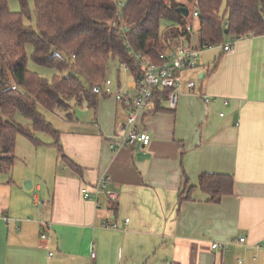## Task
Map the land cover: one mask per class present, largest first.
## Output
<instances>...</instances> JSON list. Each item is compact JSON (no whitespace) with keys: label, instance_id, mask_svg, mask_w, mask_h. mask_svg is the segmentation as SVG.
<instances>
[{"label":"crops","instance_id":"1","mask_svg":"<svg viewBox=\"0 0 264 264\" xmlns=\"http://www.w3.org/2000/svg\"><path fill=\"white\" fill-rule=\"evenodd\" d=\"M179 92L176 110L162 102L140 116L148 146L110 148L126 110L102 93L96 108H87L92 119L60 131L65 156L82 171L60 160L62 169L43 183L24 175L30 194L18 186L19 173L9 181L0 174V215L12 220L0 222V264H264V251L252 248L264 241V35L237 40L230 53L203 50L196 66L182 71ZM202 174L229 176L232 192L210 202L199 187ZM103 175L117 200L93 195ZM241 237L243 246L211 248Z\"/></svg>","mask_w":264,"mask_h":264},{"label":"trees","instance_id":"2","mask_svg":"<svg viewBox=\"0 0 264 264\" xmlns=\"http://www.w3.org/2000/svg\"><path fill=\"white\" fill-rule=\"evenodd\" d=\"M18 1L20 11L15 13L9 9V0H0V174L10 172L14 165L17 135L34 146L56 149L64 164L82 171L65 156L61 132L38 106L62 112L69 121H75L73 105L95 109L100 97L97 85L106 81L109 61L125 64L133 77L141 74L135 54L147 57L155 66L162 65L161 56L180 37L187 36L186 26L194 9L202 47H218L227 37L237 40L264 35V0ZM183 8L189 12L187 18L180 11ZM31 15L36 20L35 32L24 22ZM29 44L36 64L59 73L74 69L86 78L88 86L74 74L55 75L48 81L29 71ZM167 93L155 91L153 112L161 109ZM18 118L28 124L19 123ZM199 187L210 202L217 203L232 192V180L202 174Z\"/></svg>","mask_w":264,"mask_h":264},{"label":"built area","instance_id":"3","mask_svg":"<svg viewBox=\"0 0 264 264\" xmlns=\"http://www.w3.org/2000/svg\"><path fill=\"white\" fill-rule=\"evenodd\" d=\"M198 14L194 9L186 26L187 36L180 37L177 42L172 44V48L161 58L164 63L160 66H155L147 57L140 54H135L136 63L141 69V74L133 77L129 74L128 67L122 64L121 70L132 78V83L125 89L121 84L117 87L115 92L110 89L111 82L106 80L104 84L103 94L114 96L118 102L125 106L126 116L125 121L121 124L115 135V141L111 143L110 148L117 150L131 144L140 143L142 146H148L150 143V136L140 129L138 122L141 115H146L155 110L154 96L156 90H167L166 99L163 101L164 106L169 111L176 110L179 103V87L181 83V73L188 68H194L197 59L203 50L212 48L202 47L198 42ZM252 36V35H249ZM243 37L238 38L237 40ZM230 39L228 42L221 43L218 47L221 48L223 53H230L233 51V44L237 41ZM187 88L190 93L195 94L196 83L193 81L187 82ZM199 97H203L198 95ZM205 103H209L210 99L203 97ZM226 105L228 102L223 101ZM220 116H223L221 114ZM111 178L108 175L101 176L92 193L97 198L99 195H104L109 200H117L118 194L109 189ZM84 197L90 198V192L83 190ZM12 220L8 216L0 215V222L3 224H10ZM128 220H125V224ZM102 229L116 230L118 225L116 223H102ZM46 228L51 229V224H46ZM47 233L41 235L42 240L49 238ZM243 246L245 238L241 237L232 243H213L211 248L213 250L227 251L230 245ZM255 250L264 251V241L261 244L252 246ZM95 257V249L92 247L91 258ZM244 259H237V264H243ZM166 264H171L167 262Z\"/></svg>","mask_w":264,"mask_h":264},{"label":"rangeland","instance_id":"4","mask_svg":"<svg viewBox=\"0 0 264 264\" xmlns=\"http://www.w3.org/2000/svg\"><path fill=\"white\" fill-rule=\"evenodd\" d=\"M30 5L32 6V2L30 1ZM121 8V5L119 6ZM9 9L12 12L18 13L20 11V4L18 0H9ZM225 19V18H224ZM25 25L30 27L32 31H36V20L34 15H31L30 19H25ZM230 40L229 37L225 39V42H228ZM26 55H27V64L26 67L29 71L37 74L41 78L47 79L48 81H51L55 75H69L74 74L76 75L85 86H88V82L86 78L79 72L75 71L74 69H67L63 72L59 73L55 71L52 68H47L40 66L36 64L32 60V47L31 45H27L26 47ZM118 71L119 74H118ZM119 75V76H118ZM118 79L120 81V84L126 89L128 85L132 83V78L124 73L121 70L120 64L118 61H109L107 73H106V80H109L112 84V88H114L117 83ZM99 88V96L102 97V92L104 90V84H98ZM38 111L43 114L46 118V120L52 124V126L59 130L63 131L66 128H69V120L65 117V114L59 111H46L41 106H38ZM72 112L74 113V120L75 121H88L92 119V113L87 109V106L85 104L78 106L73 105ZM94 114V113H93ZM19 123L21 124H28V122L22 118H18ZM16 147H15V162L10 170V172L6 173L5 175H1L3 177H6L7 180H13L14 176L16 177V174L18 175V181L20 188L24 190L23 192L26 194L32 193L33 190H25L24 184L25 180L22 178L25 175V178L31 179L33 185L36 183H43L44 179L50 178L54 172L57 170L62 169V163L60 162V158L58 153H56V149H52L51 151H44L39 152V148L35 147L29 139L22 135H17L16 137ZM46 150V149H44ZM52 154V156L50 155ZM45 155V156H44ZM55 155L58 157L59 162L54 163ZM44 156V163L42 165V159L41 157ZM41 159V160H40Z\"/></svg>","mask_w":264,"mask_h":264},{"label":"water","instance_id":"5","mask_svg":"<svg viewBox=\"0 0 264 264\" xmlns=\"http://www.w3.org/2000/svg\"><path fill=\"white\" fill-rule=\"evenodd\" d=\"M180 11H181L182 15H183L185 18L188 17L189 12H188L187 9H184V8H183V9H181ZM225 34H227V31H225ZM24 188H25V190L29 191V190L31 189V183H30V182H25V184H24Z\"/></svg>","mask_w":264,"mask_h":264}]
</instances>
